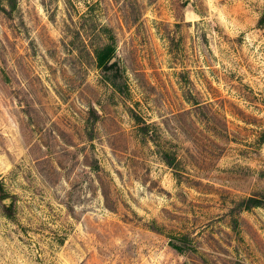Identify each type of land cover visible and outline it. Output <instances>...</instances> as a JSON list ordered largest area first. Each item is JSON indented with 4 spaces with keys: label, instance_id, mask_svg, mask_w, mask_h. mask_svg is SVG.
Masks as SVG:
<instances>
[{
    "label": "rangeland",
    "instance_id": "rangeland-1",
    "mask_svg": "<svg viewBox=\"0 0 264 264\" xmlns=\"http://www.w3.org/2000/svg\"><path fill=\"white\" fill-rule=\"evenodd\" d=\"M0 264H264V0H0Z\"/></svg>",
    "mask_w": 264,
    "mask_h": 264
},
{
    "label": "trees",
    "instance_id": "trees-1",
    "mask_svg": "<svg viewBox=\"0 0 264 264\" xmlns=\"http://www.w3.org/2000/svg\"><path fill=\"white\" fill-rule=\"evenodd\" d=\"M115 56V49L113 45H106L95 51L97 65L106 73L115 72L117 70V63L113 61ZM248 207H257L260 202L255 199H250Z\"/></svg>",
    "mask_w": 264,
    "mask_h": 264
}]
</instances>
